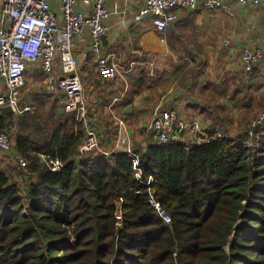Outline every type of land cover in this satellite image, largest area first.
Returning <instances> with one entry per match:
<instances>
[{"label":"trees","instance_id":"1","mask_svg":"<svg viewBox=\"0 0 264 264\" xmlns=\"http://www.w3.org/2000/svg\"><path fill=\"white\" fill-rule=\"evenodd\" d=\"M67 113L51 116L52 127L38 124L42 140L18 136L14 146L62 168L26 154L17 177L0 170V264H264V134L255 151L245 147L246 130L139 151L142 177L151 176L171 215L166 225L151 212L130 156H81L84 131ZM22 124L0 110V131Z\"/></svg>","mask_w":264,"mask_h":264},{"label":"crops","instance_id":"2","mask_svg":"<svg viewBox=\"0 0 264 264\" xmlns=\"http://www.w3.org/2000/svg\"><path fill=\"white\" fill-rule=\"evenodd\" d=\"M143 1L108 3L109 30L102 39V50L104 54L115 53L122 78L107 80L100 76L89 53L88 39L73 41L77 72L88 109L98 123L101 147L116 148L117 153L128 149L144 151L148 143L140 131L158 104L174 108L187 122L197 121L201 129L219 130L227 137L239 135L245 122L264 109V63L257 62L246 73L241 60L245 48L264 50V2L245 6L238 0H223L224 5L232 6L229 13L201 6L191 11L184 9L175 23L157 32L149 18L134 20ZM139 51L144 54V62L147 59L153 67L137 60ZM57 69L55 75L59 73ZM40 76L44 77L43 86H38ZM25 78L21 106L31 107L32 97L39 96H51L55 102L49 104L45 117L31 114L32 107L31 112L17 114L22 126L8 130L14 146L18 136L42 140L43 134L37 132L36 126L45 124L48 118L52 127L56 117L51 116L66 112L63 96L47 91V78L42 71L29 67ZM126 107L130 110L124 113ZM67 114L75 116L72 112ZM190 140V132L186 131L182 141L186 144ZM2 157L5 154L0 152Z\"/></svg>","mask_w":264,"mask_h":264},{"label":"built area","instance_id":"3","mask_svg":"<svg viewBox=\"0 0 264 264\" xmlns=\"http://www.w3.org/2000/svg\"><path fill=\"white\" fill-rule=\"evenodd\" d=\"M119 0H2L0 6V108L8 106L11 113L30 111V105H20L23 88L26 85L27 68L42 71L47 78V91H57L63 96V109L75 113L76 119L83 125L85 136L80 146V155L89 156L99 152L105 156L116 152L104 149L99 141V127L96 118L91 115L85 90L77 70V61L73 51V41L87 38L89 53L95 60L97 71L104 79L122 78V71L114 52L104 54L102 39L107 34V23L111 11L108 3ZM242 5L258 6L264 0H238ZM201 6L205 10L232 12L231 5L223 0H144L134 14L135 21L149 18L157 32H163L179 18L181 10H195ZM264 30V19L261 23ZM138 61L144 62V54H137ZM242 67L250 73L254 65L264 63V50L245 48L241 52ZM147 65L153 63L146 59ZM58 66V69L56 68ZM59 72L55 75V72ZM121 124V121L119 120ZM186 131L191 140L186 147L198 145L224 137L221 131L210 132L201 129L197 121L187 122L171 107L156 105L151 117L141 128V134L148 144H167L182 141ZM264 133V109L248 124L247 134L255 142H246L245 147L252 151L258 147L259 134ZM0 152L8 156L18 167L27 166V155L39 156L51 171L63 167L59 159H50L34 150L23 154L15 149L10 132L0 131ZM131 159L134 178L146 186L147 203L151 212L163 223L171 222V215L154 195L150 186L151 176L142 177L139 154L131 149L125 151ZM122 200L116 202L115 218L118 226L122 223Z\"/></svg>","mask_w":264,"mask_h":264},{"label":"rangeland","instance_id":"4","mask_svg":"<svg viewBox=\"0 0 264 264\" xmlns=\"http://www.w3.org/2000/svg\"><path fill=\"white\" fill-rule=\"evenodd\" d=\"M43 79H44V77L43 76H40V77H38V86H43ZM42 80V81H41ZM41 82H42V84H41ZM0 84H1V79H0ZM31 89V88H30ZM33 93V92H32ZM19 102H21V101H19ZM55 102V100H54V98H52L51 96H47V97H42V96H39V97H32V101H31V107H32V112H31V114L32 113H38V115H40V116H44V115H46L47 114V108H48V106H49V104L50 103H54ZM262 111V110H261ZM23 113V112H22ZM259 114V113H258ZM257 114V115H258ZM30 114L28 113L27 115H26V117H28ZM256 115V116H257ZM18 117L20 118V116L19 115H17V114H13L12 115V119H13V122H16L17 120H18ZM45 117V116H44ZM255 117V116H254ZM254 117H252V118H250V119H248L246 122H245V124H244V127H243V129L239 132V134L244 130H246L247 131V129H248V124L250 123V121L252 120V119H254ZM48 118L47 119H45V122H48ZM33 127H34V125H33ZM42 127V125H38L37 127H36V130L38 129V128H41ZM215 131H219V130H215ZM37 132H39V130H37ZM210 132H212V131H210ZM214 132V131H213ZM264 134V133H263ZM260 135V134H259ZM255 142V140L254 139H249V136H248V139L246 140V142ZM0 162H2V165H1V167H0V170L1 169H4V170H9V173H11L12 172V174H10L11 175V177H14V176H16L17 177V175H18V168H17V166L11 161V159H9V157L8 156H5V157H2V158H0ZM26 177V176H25ZM23 178V179H25V180H27V177L26 178ZM23 183H25V181L23 182ZM26 213V212H25Z\"/></svg>","mask_w":264,"mask_h":264},{"label":"water","instance_id":"5","mask_svg":"<svg viewBox=\"0 0 264 264\" xmlns=\"http://www.w3.org/2000/svg\"><path fill=\"white\" fill-rule=\"evenodd\" d=\"M0 110H1V113L2 114H9V113H11V109L8 106L1 107ZM129 110H130V107H126L124 109V113L129 112Z\"/></svg>","mask_w":264,"mask_h":264}]
</instances>
